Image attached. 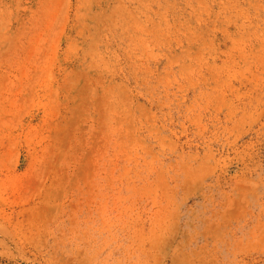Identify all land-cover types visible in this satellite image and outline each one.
Instances as JSON below:
<instances>
[{
	"label": "rangeland",
	"instance_id": "1",
	"mask_svg": "<svg viewBox=\"0 0 264 264\" xmlns=\"http://www.w3.org/2000/svg\"><path fill=\"white\" fill-rule=\"evenodd\" d=\"M0 264H264V0H0Z\"/></svg>",
	"mask_w": 264,
	"mask_h": 264
}]
</instances>
